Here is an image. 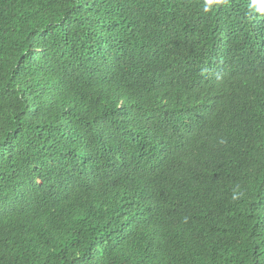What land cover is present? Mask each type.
Returning a JSON list of instances; mask_svg holds the SVG:
<instances>
[{"label": "trees", "instance_id": "1", "mask_svg": "<svg viewBox=\"0 0 264 264\" xmlns=\"http://www.w3.org/2000/svg\"><path fill=\"white\" fill-rule=\"evenodd\" d=\"M0 264H264V4L0 0Z\"/></svg>", "mask_w": 264, "mask_h": 264}, {"label": "clouds", "instance_id": "2", "mask_svg": "<svg viewBox=\"0 0 264 264\" xmlns=\"http://www.w3.org/2000/svg\"><path fill=\"white\" fill-rule=\"evenodd\" d=\"M213 2H215V0H207V3H208V4H211V3H213ZM259 2L262 3V4H264V0H259ZM205 10H207V5L205 6ZM221 143H224V141L221 140ZM239 195H240V193H238L237 190L234 189V190H233V197H232V198H233L234 200H235V199H238V198H239Z\"/></svg>", "mask_w": 264, "mask_h": 264}]
</instances>
